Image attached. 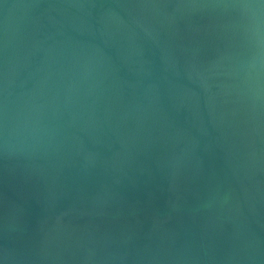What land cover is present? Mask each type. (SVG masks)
I'll list each match as a JSON object with an SVG mask.
<instances>
[{"label": "water", "instance_id": "obj_1", "mask_svg": "<svg viewBox=\"0 0 264 264\" xmlns=\"http://www.w3.org/2000/svg\"><path fill=\"white\" fill-rule=\"evenodd\" d=\"M0 264H264V0H0Z\"/></svg>", "mask_w": 264, "mask_h": 264}]
</instances>
